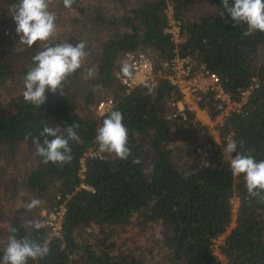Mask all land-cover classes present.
<instances>
[{
	"label": "trees",
	"instance_id": "1",
	"mask_svg": "<svg viewBox=\"0 0 264 264\" xmlns=\"http://www.w3.org/2000/svg\"><path fill=\"white\" fill-rule=\"evenodd\" d=\"M195 1L145 0L137 6H124V14L117 19L98 16L104 25L120 30L101 47L84 104L97 113L100 102L112 100L108 112L84 118L71 96L51 92L46 93L47 100L39 108L26 103L23 95L0 108V148L11 151L18 144L35 149L32 138L38 137L45 126L60 125L64 129L73 123L79 125V142H70L73 160L60 166L51 162L45 165L39 158L27 178V188L49 209L62 203L67 209L60 238L51 236L45 227L28 231L21 222L12 223L9 233L17 229L18 239L49 241V254L36 261L29 259L28 264H143L134 252L118 244V235L129 227L144 229L152 225L161 228L170 264H223L213 256L215 241L222 237L220 250L228 264H264V202L248 197L243 175L234 177L227 160L216 154L205 160L199 156L197 148L211 142L207 128L196 121L194 113H188V120L180 123L167 120L169 103L180 98L166 81L161 80L149 94L147 88L128 92L117 77L121 73L118 63L126 52H150L156 66L174 57L175 45L164 33L169 2L185 38L179 46L180 57H190L195 66L205 65L217 74L234 100L237 89H246L253 79L257 80L258 87L245 109L247 114L231 116L222 133L234 134L237 151L264 160V33L244 36L246 26L233 27L222 0H206L215 12L190 18L187 9ZM1 2L7 5L3 15H11L10 7L17 0ZM53 3L56 18L62 10L83 12V0H75L71 8H66L63 0ZM86 68L82 66L68 78L64 83L67 89H72ZM28 70L18 72L0 58V80L25 77ZM167 102L168 107L163 108ZM201 106L215 113L213 106L205 102ZM116 110L123 114L131 155L127 160L107 153L102 159L86 158L90 150L98 151L97 128ZM146 145L155 155L149 172L144 171ZM137 157L142 163H132ZM174 158L179 160V167ZM233 198L239 200L237 218ZM82 229L88 231L86 235L79 233ZM3 250L0 248V258Z\"/></svg>",
	"mask_w": 264,
	"mask_h": 264
},
{
	"label": "clouds",
	"instance_id": "2",
	"mask_svg": "<svg viewBox=\"0 0 264 264\" xmlns=\"http://www.w3.org/2000/svg\"><path fill=\"white\" fill-rule=\"evenodd\" d=\"M54 0H17L10 7L11 16L16 24L15 32L19 36V44L32 48L39 42L43 50L38 51L33 57V66L24 77L23 99L26 103L39 108L47 100V92L64 94V83L78 69L83 66V61L89 55L85 50L84 41L72 44L69 42L56 43L54 46L49 41L56 35V15L50 11V5ZM66 8H71L75 0H63ZM222 6L234 22L233 27L246 26L244 36H251L259 31L264 33V0H222ZM221 17L224 13H220ZM87 75L92 78L95 68H86ZM123 77L132 76L131 67L123 64L121 67ZM149 94L153 91L150 84L144 85ZM122 112L111 111L97 128L95 143L98 151L107 153L114 158L127 160L131 155L129 133L123 123ZM79 125L72 124L62 129L60 125L55 127L45 126L38 137H33L35 145L34 155L41 158V163L49 162L59 164L70 163L73 160L70 142H79L76 131ZM42 138V142H41ZM27 140L28 137L26 136ZM218 143V142H217ZM219 144V143H218ZM244 141L239 142L242 149ZM238 144L235 140L226 143L222 148L223 159L230 165V171L234 177L243 175L245 187L249 198H258L264 202V160L257 161L248 152L237 151ZM233 153H236L233 157ZM134 164H140V158L132 160ZM41 204L38 198H33L27 204V211H32ZM27 225L36 230L44 227V224L36 219L27 221ZM7 246L3 250L0 264H28L29 259L36 261L43 259L49 252V241L42 243L29 238H17V229H11Z\"/></svg>",
	"mask_w": 264,
	"mask_h": 264
},
{
	"label": "rangeland",
	"instance_id": "3",
	"mask_svg": "<svg viewBox=\"0 0 264 264\" xmlns=\"http://www.w3.org/2000/svg\"><path fill=\"white\" fill-rule=\"evenodd\" d=\"M145 0H83L82 11L69 10L60 14L56 18V35L49 41L51 45L56 43L69 42L72 44L84 41L87 45L86 51L89 55L83 61V66L95 68L101 52L103 43L112 33L120 30L108 25H104L97 20L98 16L105 20L117 19L124 14V6H137ZM54 3L49 10L53 11ZM7 8L5 3H0V58L12 65L16 71L30 69L33 66L32 57L43 50V45L37 42L32 48L19 44V36L15 32L16 24L11 15H3ZM215 9L210 7L206 0H196L188 9L190 18L199 19L205 15H211ZM2 23V24H1ZM146 53V52H145ZM151 54L148 52V55ZM152 55V54H151ZM124 64L121 58L118 69ZM24 77L17 75L12 79L0 80V108L6 107L8 101L22 95L24 91ZM90 87L87 72L78 81L67 89L64 85V94L73 98L75 103L80 106L79 110L84 118L97 115L92 111V107L84 104V95ZM55 94H60L59 92ZM100 97V93H97ZM62 95V94H61ZM162 107H168V102ZM167 109H164L166 112ZM147 141V140H146ZM147 151L144 154V171L149 172L155 160L153 150L146 145ZM35 149H30L24 144H18L14 151L6 147L0 148V248L7 246L10 236V226L14 221H19L28 230L32 228L27 225L29 220H40L43 222L45 213L50 209L41 201V204L27 211V204L34 194L27 188V178L31 171L36 167L39 158L34 155ZM177 167L180 162L174 158ZM234 218H237L239 209L238 198L232 199ZM43 219V220H42ZM88 231L82 229L79 233L86 235ZM118 244L123 249H129L143 264H170L166 260L163 248V235L159 225H152L147 228L129 227L118 235Z\"/></svg>",
	"mask_w": 264,
	"mask_h": 264
},
{
	"label": "built area",
	"instance_id": "4",
	"mask_svg": "<svg viewBox=\"0 0 264 264\" xmlns=\"http://www.w3.org/2000/svg\"><path fill=\"white\" fill-rule=\"evenodd\" d=\"M167 27L164 33L174 43V57L155 64L154 60L144 52H126L124 54V64L131 67L132 76L123 77L119 72L117 77L121 84L132 91L136 88H146L148 83L153 89L158 87L161 80L166 81L179 95V100L169 103L170 113L167 120L170 123H180L188 120V113H194L195 119L207 128V136L211 142L197 148V153L205 159L211 158L214 154L223 158L222 148L226 143L234 140V134L222 133L229 118L233 115L245 116L246 106L255 89L258 87L256 79L246 89H237V99L225 90L222 81L217 74L212 73L205 65L195 66L194 60L190 57H180L179 46L185 42L182 27L175 19L174 6L168 2L165 8ZM205 102L208 106H213L215 113H211L208 107H202ZM113 106L112 100H105L97 105V113L104 114ZM219 144H218V143ZM236 153H233V157ZM85 157L102 159V154L95 150H90ZM85 160L82 159L83 170L85 172ZM86 188L85 186H82ZM66 205L62 203L45 213L43 220L44 227L49 230L51 236L60 238L63 234L66 216ZM224 240L215 241L213 256L217 262L228 264L226 258L221 254L220 246Z\"/></svg>",
	"mask_w": 264,
	"mask_h": 264
},
{
	"label": "crops",
	"instance_id": "5",
	"mask_svg": "<svg viewBox=\"0 0 264 264\" xmlns=\"http://www.w3.org/2000/svg\"><path fill=\"white\" fill-rule=\"evenodd\" d=\"M219 240H220V241L224 240V237L220 238ZM221 243H223V242H221Z\"/></svg>",
	"mask_w": 264,
	"mask_h": 264
}]
</instances>
